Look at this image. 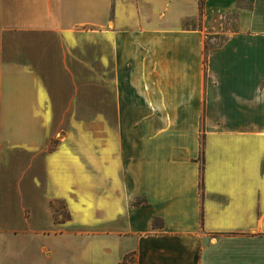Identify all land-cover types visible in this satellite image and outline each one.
<instances>
[{
  "label": "crops",
  "instance_id": "obj_1",
  "mask_svg": "<svg viewBox=\"0 0 264 264\" xmlns=\"http://www.w3.org/2000/svg\"><path fill=\"white\" fill-rule=\"evenodd\" d=\"M203 1L0 0V264H264V0Z\"/></svg>",
  "mask_w": 264,
  "mask_h": 264
},
{
  "label": "rangeland",
  "instance_id": "obj_2",
  "mask_svg": "<svg viewBox=\"0 0 264 264\" xmlns=\"http://www.w3.org/2000/svg\"><path fill=\"white\" fill-rule=\"evenodd\" d=\"M235 21H236L235 18L231 16L227 20L226 23L228 24L230 28H235L236 27ZM201 26H202V22L198 20H192V21L186 22V27L188 28H191V27L195 28V27H201ZM221 40L222 38H220V41ZM22 126L23 125H20V124H1L0 123V132L16 133L22 130ZM69 129L84 130V125H81V124L69 125V124L53 123V122H48V123H44L41 125H37V124L28 125V130L30 131L43 132L45 136V142H46V157L48 153L52 152L55 149L59 138L62 137V135ZM88 130L100 131V127L99 125H93L92 128ZM53 208L55 211L54 220L56 222H63L66 218H68V215L66 214V212L62 210L61 205H53ZM16 225L20 227V222H17Z\"/></svg>",
  "mask_w": 264,
  "mask_h": 264
},
{
  "label": "trees",
  "instance_id": "obj_3",
  "mask_svg": "<svg viewBox=\"0 0 264 264\" xmlns=\"http://www.w3.org/2000/svg\"><path fill=\"white\" fill-rule=\"evenodd\" d=\"M203 4H204V1L203 0H200V9L201 10L203 9Z\"/></svg>",
  "mask_w": 264,
  "mask_h": 264
},
{
  "label": "built area",
  "instance_id": "obj_4",
  "mask_svg": "<svg viewBox=\"0 0 264 264\" xmlns=\"http://www.w3.org/2000/svg\"><path fill=\"white\" fill-rule=\"evenodd\" d=\"M120 264H126V262L122 261Z\"/></svg>",
  "mask_w": 264,
  "mask_h": 264
}]
</instances>
